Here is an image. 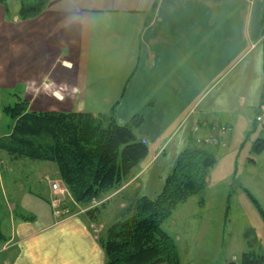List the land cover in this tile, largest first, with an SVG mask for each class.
Returning a JSON list of instances; mask_svg holds the SVG:
<instances>
[{"label": "crops", "instance_id": "1", "mask_svg": "<svg viewBox=\"0 0 264 264\" xmlns=\"http://www.w3.org/2000/svg\"><path fill=\"white\" fill-rule=\"evenodd\" d=\"M6 6H0V137L11 126L2 107L19 96L33 112L107 114L114 106L120 125L140 116L134 133L147 146L185 127L177 155L185 139L190 145L219 125L232 133L247 108L260 106L264 0H47L25 20L17 15L19 0ZM258 112L260 138L264 105ZM246 117L251 125L253 116ZM248 153L251 166L264 157L251 146ZM17 160L0 150V264H104L98 228L90 230L87 216L58 218L49 186L59 180L56 165L34 163L31 175L6 179L21 169ZM148 169L131 172L105 196L107 211H124L133 191L152 196L148 180L158 178L153 194L163 186L166 175Z\"/></svg>", "mask_w": 264, "mask_h": 264}, {"label": "trees", "instance_id": "2", "mask_svg": "<svg viewBox=\"0 0 264 264\" xmlns=\"http://www.w3.org/2000/svg\"><path fill=\"white\" fill-rule=\"evenodd\" d=\"M6 1L0 0V6L8 11ZM46 4L47 0H19L17 15L21 20L35 17ZM261 29L264 36V12ZM16 97L13 104L2 107L11 119V126L9 134L0 137V150L18 158L53 162L60 181L77 204H88L119 186L148 153L147 144L134 133L142 124L140 116L120 125L114 117V106L107 114L33 112L28 110L25 99ZM263 105L264 87L259 110ZM252 124H257L255 118ZM204 145L190 144L183 148L176 155L161 191L152 198L138 197L133 207L126 209L131 215L113 222L98 237L104 264H180L176 244L161 225L177 205L205 189L216 159L210 147ZM263 152L264 136L251 144L253 155ZM242 189L264 221V211L258 202L248 190ZM1 207L0 196V212ZM97 211L87 210V218L95 220ZM4 242L0 223V248ZM238 264H264V253L243 252Z\"/></svg>", "mask_w": 264, "mask_h": 264}, {"label": "rangeland", "instance_id": "3", "mask_svg": "<svg viewBox=\"0 0 264 264\" xmlns=\"http://www.w3.org/2000/svg\"><path fill=\"white\" fill-rule=\"evenodd\" d=\"M13 103V99L9 98V104ZM258 111L257 107L247 108L242 115L244 120L241 122V126L235 128L232 133L225 125H219L220 129L216 128L218 133L223 130L224 134L218 135L216 144L208 145L214 147L212 153L215 156L216 164L210 170L205 189L199 195L192 196L184 203L177 205L171 216L162 223V230L172 237L176 244L180 264H238L243 252L264 253V221L255 204L242 189L248 190L264 211V157L259 160L256 166H251L247 162L250 146L253 140L259 137L258 133L263 128L260 124L263 121L259 114L257 115ZM246 113L248 116H253V119L255 118L257 123L255 126L252 123L250 125ZM193 127L190 132L192 135L194 134ZM195 128H199V125L195 124ZM185 130V127L178 130L172 137L166 133L155 144H149L146 157L138 163L133 171L136 172L147 166L149 168L147 174L152 172L153 175L167 176L168 171L170 172L174 166L179 135ZM227 135L230 137L227 138ZM206 137L203 138L198 134L191 144L202 147ZM185 141L186 147L189 142L187 139ZM161 142L165 145L158 156L154 157L158 151V144ZM16 162L21 169H15L13 174L6 173L4 176L6 179L13 178L18 181L25 175L29 176L32 173L31 170L34 169L31 164L43 161L18 158ZM165 177L162 179L164 180ZM157 179L153 178L147 182V184L151 183L150 193L152 196L150 197L156 196L163 187L160 185L153 194V187L158 182ZM51 182H49V186ZM58 182L60 185H64L60 179ZM113 190L114 188L85 205L74 202L68 190L64 195H55L52 192L53 200H57L55 209L59 211L58 218L78 212L86 215L87 210L96 208L98 211L95 220L90 222L89 219V223L94 224V228L90 227V224L89 228L92 231L96 227L98 228L96 235L98 237L103 235L106 228L113 222L131 215V211L127 210L133 207L138 198L133 191L134 195L130 194L129 198L131 199L123 208L124 211L120 214L115 209L107 211V206L103 201H105V196ZM126 193H129V190Z\"/></svg>", "mask_w": 264, "mask_h": 264}, {"label": "built area", "instance_id": "4", "mask_svg": "<svg viewBox=\"0 0 264 264\" xmlns=\"http://www.w3.org/2000/svg\"><path fill=\"white\" fill-rule=\"evenodd\" d=\"M217 129H220L219 126H216ZM216 128H214V130L211 132V134L209 135V137L204 140L203 144L205 145H210L211 143H214L216 144L217 142V137L219 134H224V131L220 130V133L217 132ZM197 130V128H195V131ZM142 142L146 143L144 140H142ZM50 188L52 190V192L55 194V195H64L67 193V188L64 186V185H60L58 181H52L50 183ZM56 201L57 200H53V203L54 205L56 206Z\"/></svg>", "mask_w": 264, "mask_h": 264}]
</instances>
